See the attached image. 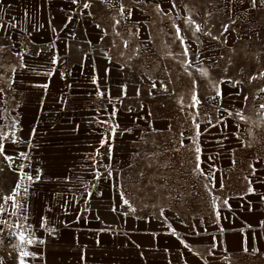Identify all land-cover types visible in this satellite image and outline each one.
Segmentation results:
<instances>
[{
    "label": "rangeland",
    "instance_id": "374dc122",
    "mask_svg": "<svg viewBox=\"0 0 264 264\" xmlns=\"http://www.w3.org/2000/svg\"><path fill=\"white\" fill-rule=\"evenodd\" d=\"M261 105L264 0H0V215L32 142L85 264H264Z\"/></svg>",
    "mask_w": 264,
    "mask_h": 264
},
{
    "label": "crops",
    "instance_id": "0c3cea01",
    "mask_svg": "<svg viewBox=\"0 0 264 264\" xmlns=\"http://www.w3.org/2000/svg\"><path fill=\"white\" fill-rule=\"evenodd\" d=\"M38 182L32 187L26 204L30 219L38 222L41 214H49L55 224L52 235L39 234V242L26 257L21 252L10 255L0 253V264H85V258L78 257L75 247H85L84 238L79 236L73 224L79 219L78 198L65 190L63 179L56 175L54 164H48L37 172ZM40 241H43L41 243Z\"/></svg>",
    "mask_w": 264,
    "mask_h": 264
},
{
    "label": "built area",
    "instance_id": "2783aa9c",
    "mask_svg": "<svg viewBox=\"0 0 264 264\" xmlns=\"http://www.w3.org/2000/svg\"><path fill=\"white\" fill-rule=\"evenodd\" d=\"M35 156V147L30 142L7 160L16 171V179L11 193L12 199L0 215V253L6 255L29 251L39 242L40 233L52 235L56 228L49 214H41L38 222H33L26 208L32 187L38 182L36 168L32 166ZM27 176H32L33 179L28 180ZM18 183L21 184L19 189L16 188ZM20 232L25 236L23 243L19 239ZM28 239H32L33 243L28 244Z\"/></svg>",
    "mask_w": 264,
    "mask_h": 264
},
{
    "label": "snow or ice",
    "instance_id": "6c2138e0",
    "mask_svg": "<svg viewBox=\"0 0 264 264\" xmlns=\"http://www.w3.org/2000/svg\"><path fill=\"white\" fill-rule=\"evenodd\" d=\"M252 2H253V4H255V2H256V0H252ZM88 5L86 4L85 5V7H87ZM197 31H199V27H197V29H196ZM225 30H227V27L225 28ZM178 32H179V29L177 30ZM203 74H206V70L203 72ZM220 95V91H219V87H217V96H219ZM245 99H247V98H245ZM193 101H194V103H199V101L197 100V98H196V96L195 95H193ZM261 108H264V105H261ZM239 114V113H238ZM242 119H243V117H241ZM197 128H199V125H197ZM113 131H115V130H113ZM103 141H102V146H103ZM3 148V145L2 144H0V149H2ZM109 152H111V147L109 146ZM197 152H199V148H197ZM197 159H199V157H197ZM197 167H199V165H197ZM28 180H32L33 179V177L32 176H27L26 177ZM39 177H36V179H38ZM21 187V184H17L16 185V188L17 189H19ZM25 191H27V189L25 188ZM7 199H12V196H9V197H7ZM124 203H127V201H124ZM19 239H20V241H21V243H23L24 241H25V236H24V233L23 232H20L19 233ZM41 243H43V241H40ZM27 243L28 244H32L33 243V241H32V239H28L27 240ZM28 255H30V253H28L27 251H22L21 252V256L22 257H26V256H28ZM20 264H24V261H23V259H21V261H20Z\"/></svg>",
    "mask_w": 264,
    "mask_h": 264
}]
</instances>
